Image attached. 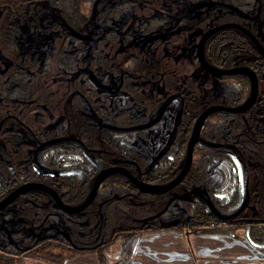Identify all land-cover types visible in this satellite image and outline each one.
Here are the masks:
<instances>
[{
  "label": "flooded vegetation",
  "instance_id": "af4514ba",
  "mask_svg": "<svg viewBox=\"0 0 264 264\" xmlns=\"http://www.w3.org/2000/svg\"><path fill=\"white\" fill-rule=\"evenodd\" d=\"M41 1L0 0V211L57 249L179 207L264 245V0Z\"/></svg>",
  "mask_w": 264,
  "mask_h": 264
},
{
  "label": "crops",
  "instance_id": "0c3cea01",
  "mask_svg": "<svg viewBox=\"0 0 264 264\" xmlns=\"http://www.w3.org/2000/svg\"><path fill=\"white\" fill-rule=\"evenodd\" d=\"M170 224L150 226L140 233L126 264H264V245H257L247 235L163 227ZM118 251L108 250L106 264H112ZM61 264L103 263L96 251L82 250L65 256Z\"/></svg>",
  "mask_w": 264,
  "mask_h": 264
},
{
  "label": "rangeland",
  "instance_id": "374dc122",
  "mask_svg": "<svg viewBox=\"0 0 264 264\" xmlns=\"http://www.w3.org/2000/svg\"><path fill=\"white\" fill-rule=\"evenodd\" d=\"M43 1V0H42ZM40 2V5L45 7V2ZM0 228L4 232H0V245L5 247L7 250H17L15 244L29 247L31 242H39L44 239H56L62 236V232L53 226V222L49 221L43 226H39L40 231L35 232L31 228L28 221L22 215H17L12 209H5L0 211ZM187 217H191L185 207H179L169 213L157 216L156 218H149L147 222L142 223V226L150 225H162L166 223H172L181 221ZM83 224V223H82ZM66 230L71 232V227H66ZM72 233V232H71ZM119 242H115L112 245L111 251L115 252L118 250ZM111 253L110 257L112 256ZM117 253H114L112 261L116 257ZM4 264V263H1ZM20 264H49L43 262L42 259H30L23 257Z\"/></svg>",
  "mask_w": 264,
  "mask_h": 264
},
{
  "label": "trees",
  "instance_id": "16d2710c",
  "mask_svg": "<svg viewBox=\"0 0 264 264\" xmlns=\"http://www.w3.org/2000/svg\"><path fill=\"white\" fill-rule=\"evenodd\" d=\"M219 222V221H217ZM224 222L220 223H214L213 225L206 226V225H201L200 223H189L186 221H181V222H172L170 225L163 226L165 228H170V229H175L178 231L183 230H189V229H194V230H206L209 232H229L225 229L223 226ZM133 233V232H132ZM236 234V233H232ZM135 234H131L127 237L126 240H123L120 245H118V253L114 260L112 261V264H126L130 260V256L132 253V248L135 243ZM38 246L34 247V251L32 249L31 255L36 256L38 259H42L43 262L49 263V264H61L65 256L67 255H72L78 251L82 250H93L96 251L98 254L99 259L103 264L109 263L108 260V249L106 248H64L60 247L57 249L54 244H50L48 242H39L37 244ZM19 264V258L13 255H7L0 256V264Z\"/></svg>",
  "mask_w": 264,
  "mask_h": 264
},
{
  "label": "water",
  "instance_id": "95a60500",
  "mask_svg": "<svg viewBox=\"0 0 264 264\" xmlns=\"http://www.w3.org/2000/svg\"><path fill=\"white\" fill-rule=\"evenodd\" d=\"M96 184H97V180H96V182H94V184H93V186H92V189H91V193H93V190L95 189V186H96ZM145 189H148V190H150V191H158V189H154V188H146V187H144ZM90 193V194H91ZM91 199L89 198L88 200H86V202L85 203H83V204H81V205H79V206H73V207H69V211H76V210H79V209H81L82 207H83V205H85L87 202H89ZM4 202V201H3ZM1 204V203H0ZM65 209V208H64ZM213 215L215 216V217H217V219H226L227 218V216L226 215H222V214H219V213H217V212H215V211H213ZM231 215H228V217H230Z\"/></svg>",
  "mask_w": 264,
  "mask_h": 264
}]
</instances>
